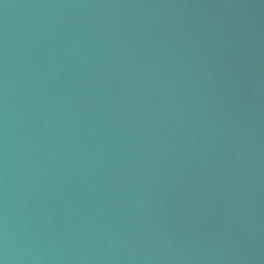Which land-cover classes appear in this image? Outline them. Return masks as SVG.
<instances>
[{
    "label": "water",
    "instance_id": "water-1",
    "mask_svg": "<svg viewBox=\"0 0 264 264\" xmlns=\"http://www.w3.org/2000/svg\"><path fill=\"white\" fill-rule=\"evenodd\" d=\"M0 264H264V0H0Z\"/></svg>",
    "mask_w": 264,
    "mask_h": 264
}]
</instances>
